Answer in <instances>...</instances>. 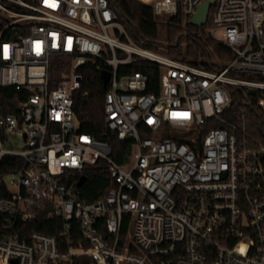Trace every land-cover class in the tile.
Masks as SVG:
<instances>
[{
	"label": "built area",
	"instance_id": "obj_1",
	"mask_svg": "<svg viewBox=\"0 0 264 264\" xmlns=\"http://www.w3.org/2000/svg\"><path fill=\"white\" fill-rule=\"evenodd\" d=\"M142 1L184 23L206 0ZM202 27L230 58L143 47L108 0H0V85L28 91L0 114V160H20L2 178L0 264H264V145L223 117L234 93L264 110V0H214ZM95 60L110 73L105 126L131 143L123 163L79 131L74 92ZM143 62L156 81L120 71ZM88 168L113 182L93 200L76 190ZM43 214L58 237L29 227Z\"/></svg>",
	"mask_w": 264,
	"mask_h": 264
},
{
	"label": "trees",
	"instance_id": "obj_2",
	"mask_svg": "<svg viewBox=\"0 0 264 264\" xmlns=\"http://www.w3.org/2000/svg\"><path fill=\"white\" fill-rule=\"evenodd\" d=\"M115 13V19L123 26L127 36L137 44L154 50L158 46V25L155 20L153 8L150 4L141 0H108ZM190 29L184 35L186 43L182 45L183 34L181 32L182 20L180 15L167 19L165 26L168 54L174 58L186 61L194 65L208 66L207 59L211 52L218 58L226 60L231 57V52L222 43L210 37L205 29L184 22ZM107 67L99 61H89L81 68L82 80L80 87L74 92V112L79 123V131L93 135L95 138L108 142L112 149L111 156L118 163H123L131 151V143L128 140L118 139L114 132L106 128L104 123L103 105L106 87L100 78L101 69ZM142 70L149 75L150 80L158 78V67L151 62L126 65L120 71ZM65 71L64 65H58L52 69L53 80L57 81ZM85 92V94H84ZM28 91L19 90L14 86L0 85V114L16 112L19 102ZM240 93H234L231 104L224 111L223 117L232 123L238 134H244L247 140L255 147L264 145V110L259 107L247 105L243 109ZM218 127H227L226 124H218ZM187 141L185 139H182ZM20 160L12 155H4L0 160V198L5 197L7 190L3 176L12 169ZM86 181L76 187L81 198L93 200L105 195L112 187L108 172L104 168H88L85 171ZM0 212V222L2 221ZM56 226H53V224ZM30 228L43 231L47 234L59 236L57 233L58 222L44 214ZM126 222L123 223V231Z\"/></svg>",
	"mask_w": 264,
	"mask_h": 264
},
{
	"label": "water",
	"instance_id": "obj_3",
	"mask_svg": "<svg viewBox=\"0 0 264 264\" xmlns=\"http://www.w3.org/2000/svg\"><path fill=\"white\" fill-rule=\"evenodd\" d=\"M213 1L214 0H206V1L202 2L201 5L199 6L198 10L196 11V13L188 20V23L193 25V26H196V27L202 26L206 21V16H207V12H208L210 2H213ZM109 75H110V73L106 69H102L100 71V78H101L104 86H106V84H107V81L109 79ZM254 92H255L254 89H249V93L253 94ZM85 181H86V176L80 175L78 180H77V186L82 185ZM11 262H12V264L17 263L16 259H12Z\"/></svg>",
	"mask_w": 264,
	"mask_h": 264
},
{
	"label": "rangeland",
	"instance_id": "obj_4",
	"mask_svg": "<svg viewBox=\"0 0 264 264\" xmlns=\"http://www.w3.org/2000/svg\"><path fill=\"white\" fill-rule=\"evenodd\" d=\"M168 18H169V16L166 15V14L155 15V20L157 21V25H158V34H159V40L158 41L159 42H158L157 48L154 49L153 51H155V52H157L159 54H162V55H169L168 51H167L168 50L167 49L168 45H167V42H166V31H165V26H164L167 23V19ZM181 32L183 34L182 45H184L186 43L184 35H186L188 32H190V29L188 27H185L183 22H182V26H181ZM109 34L112 35L110 32H109ZM119 55L120 56H124L125 54L122 53V52H119ZM211 57H216V55L211 52ZM246 108H247V104H244L243 105V109H246ZM20 146H21V144L19 142V146L18 147H20Z\"/></svg>",
	"mask_w": 264,
	"mask_h": 264
}]
</instances>
